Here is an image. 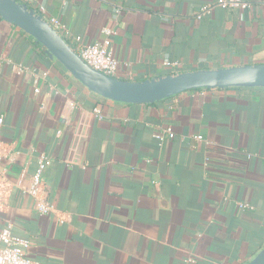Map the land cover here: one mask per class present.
Returning a JSON list of instances; mask_svg holds the SVG:
<instances>
[{
	"label": "crops",
	"instance_id": "1",
	"mask_svg": "<svg viewBox=\"0 0 264 264\" xmlns=\"http://www.w3.org/2000/svg\"><path fill=\"white\" fill-rule=\"evenodd\" d=\"M214 1L19 0L83 44L113 29L123 79L264 64V0L197 20ZM1 117L0 229L29 240L40 264H247L264 247V88L97 99L0 21ZM167 127L174 137L157 140ZM39 153L55 215L23 194Z\"/></svg>",
	"mask_w": 264,
	"mask_h": 264
},
{
	"label": "water",
	"instance_id": "2",
	"mask_svg": "<svg viewBox=\"0 0 264 264\" xmlns=\"http://www.w3.org/2000/svg\"><path fill=\"white\" fill-rule=\"evenodd\" d=\"M0 18L33 39L83 87L106 100L151 104L194 90L264 88V64L196 70L139 82L120 80L88 66L45 19L15 0H0ZM247 264H264V247Z\"/></svg>",
	"mask_w": 264,
	"mask_h": 264
},
{
	"label": "built area",
	"instance_id": "3",
	"mask_svg": "<svg viewBox=\"0 0 264 264\" xmlns=\"http://www.w3.org/2000/svg\"><path fill=\"white\" fill-rule=\"evenodd\" d=\"M215 8L223 11L239 10L246 11L250 8V4L245 0H215L214 2L203 4L196 13V19L210 15ZM42 11L43 8H41ZM46 22L54 29L64 41H72L75 44L73 49L78 56L92 69L113 78H120V64L113 54L111 47V37L115 34V31L111 28L103 29L105 39L101 42L92 44H83L79 38H73L69 35L57 18H50ZM69 45V44H68ZM70 46V45H69ZM165 66L170 68H176V63L166 61ZM19 73L24 72L25 68L18 66ZM37 93L39 90L35 88ZM93 113L98 119L102 118L100 111L93 110ZM3 125V118H0V132ZM174 137L172 129L167 127L161 132L156 133L155 138L159 141H163L165 138L172 139ZM200 139V137H198ZM2 155H0V162ZM50 159L45 153H39L36 160V168L31 176L30 183L27 187L23 188V194L29 196L34 201L35 210L40 216H50L56 214V209L53 203L48 199L45 193L44 187V172ZM5 179L4 172L0 170V187L3 185ZM239 208L251 209L249 205L239 203ZM59 223H64L65 218L58 216L56 219ZM30 247L29 240L14 234L10 227H4L0 229V264H40L28 257V249ZM195 261L188 259L185 264H192Z\"/></svg>",
	"mask_w": 264,
	"mask_h": 264
},
{
	"label": "trees",
	"instance_id": "4",
	"mask_svg": "<svg viewBox=\"0 0 264 264\" xmlns=\"http://www.w3.org/2000/svg\"><path fill=\"white\" fill-rule=\"evenodd\" d=\"M17 3H20L19 2V0H15ZM21 4V3H20ZM22 5V4H21ZM27 9H29L28 7H27ZM0 21H2V19L0 18ZM36 45H37V47H38V49L40 50V52L43 54V53H46V51L39 45V44H37L36 43ZM248 65V64H247ZM256 65V64H255ZM194 71H196V70H194ZM183 72H186V71H177V72H174V73H171V74H167V75H176V74H179V73H183ZM188 72H190V71H188ZM167 75H165V76H167ZM120 80H126V81H132V80H129V79H123V78H119ZM139 81H142V80H133V82H139ZM236 88H240V87H230V88H224V89H236ZM213 90H222V89H213ZM199 91H212V90H210V89H203V90H194V91H190V92H199ZM90 92V91H89ZM91 94H92V96H94V97H96L97 99H104V98H101V97H99V96H97L96 94H94V93H92V92H90ZM175 96H177V95H175ZM175 96H172V97H170V98H168V99H171V98H173V97H175ZM165 100H167V99H165ZM162 101H164V100H162ZM162 101H158V102H162ZM158 102H155V103H151V104H149V105H154V104H156V103H158Z\"/></svg>",
	"mask_w": 264,
	"mask_h": 264
}]
</instances>
